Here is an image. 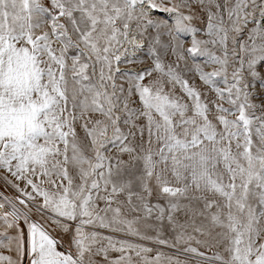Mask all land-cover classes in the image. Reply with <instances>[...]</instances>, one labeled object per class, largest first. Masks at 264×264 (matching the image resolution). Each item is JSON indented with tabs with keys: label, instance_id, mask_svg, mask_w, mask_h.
Here are the masks:
<instances>
[{
	"label": "snow or ice",
	"instance_id": "6c2138e0",
	"mask_svg": "<svg viewBox=\"0 0 264 264\" xmlns=\"http://www.w3.org/2000/svg\"><path fill=\"white\" fill-rule=\"evenodd\" d=\"M0 264H264V0H0Z\"/></svg>",
	"mask_w": 264,
	"mask_h": 264
}]
</instances>
